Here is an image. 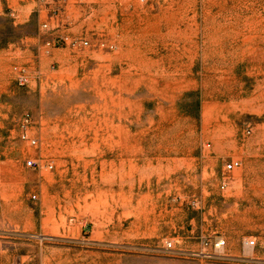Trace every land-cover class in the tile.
Listing matches in <instances>:
<instances>
[{
    "label": "rangeland",
    "instance_id": "1",
    "mask_svg": "<svg viewBox=\"0 0 264 264\" xmlns=\"http://www.w3.org/2000/svg\"><path fill=\"white\" fill-rule=\"evenodd\" d=\"M62 4L0 0V264H264V0Z\"/></svg>",
    "mask_w": 264,
    "mask_h": 264
},
{
    "label": "built area",
    "instance_id": "2",
    "mask_svg": "<svg viewBox=\"0 0 264 264\" xmlns=\"http://www.w3.org/2000/svg\"><path fill=\"white\" fill-rule=\"evenodd\" d=\"M37 2L39 5L43 6H49L50 5V10H49V15L50 18H58V16L61 14V11L63 9V1L64 0H34ZM53 4V6L51 5ZM43 28H49L48 22H44L42 24ZM47 46L50 47H58V46H63V45H70L72 47H86V46H91V42L88 38L86 37H75L72 36L68 33L65 32H60L57 33V35L51 39L47 40L45 43ZM97 46L99 47H108L110 49L113 48V44H106V41L99 40L96 43ZM17 80L20 84H26L28 82V76L26 73L25 68H19L17 71ZM32 123V117L29 113H24L20 120H19V126H20V131H19V138L22 141H26L32 145L37 144V138L34 136H31L28 132V128ZM251 127H247L244 132L246 134L251 133ZM241 160L240 159H231L225 164L224 170L222 172V178H221V187L224 188L225 186L228 185V173L235 170L236 168L241 166ZM37 162L34 159H27L26 160V165L29 167H35ZM247 244L249 242H246ZM224 244V241L218 243V245ZM167 246L170 247L171 243H167Z\"/></svg>",
    "mask_w": 264,
    "mask_h": 264
}]
</instances>
